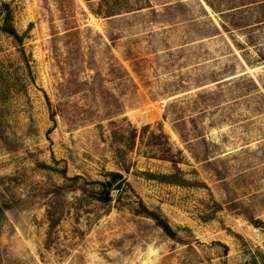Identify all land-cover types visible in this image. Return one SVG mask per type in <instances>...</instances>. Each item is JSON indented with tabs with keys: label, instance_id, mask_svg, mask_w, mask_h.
I'll use <instances>...</instances> for the list:
<instances>
[{
	"label": "rangeland",
	"instance_id": "obj_1",
	"mask_svg": "<svg viewBox=\"0 0 264 264\" xmlns=\"http://www.w3.org/2000/svg\"><path fill=\"white\" fill-rule=\"evenodd\" d=\"M250 1L0 0V264H264Z\"/></svg>",
	"mask_w": 264,
	"mask_h": 264
},
{
	"label": "trees",
	"instance_id": "obj_2",
	"mask_svg": "<svg viewBox=\"0 0 264 264\" xmlns=\"http://www.w3.org/2000/svg\"><path fill=\"white\" fill-rule=\"evenodd\" d=\"M87 1H91V0H87ZM114 1H118V0H100V2H99L100 5H104L105 4L107 6H106L105 10H102V8H100L99 11H97L96 13L100 14L101 16L103 15L104 17H110V16L121 14L124 10L128 11L127 9H130L129 7H122L123 5H120L119 7L118 6H113V7L109 6ZM259 2H260V0H251L248 4H258V5L262 4V3H259ZM246 4L247 3H242V5H246ZM9 16H10V13L8 11V13L6 15L7 25H5V27H3V31L7 35L13 37L16 40L17 44L22 47V44H23V41H22L23 38L22 37L23 36H20L18 34L17 30L15 29V27L13 25L9 24V21H8V19L10 18ZM262 21H264V18L259 20V22H262ZM234 28H238V26L234 27ZM21 52H22L23 55L25 54V49H23V47L21 49ZM175 163H177V162H175ZM107 175L109 177H111L112 179L109 182L103 183V185L108 186L107 187L108 189H106V188L104 189V191H103L104 196L101 195V196L98 197V198H100L99 200H102V201L103 200L104 201H111L112 200V195H111L112 190L120 188V185H114L115 187L113 186V184H115V180L117 178L123 179V177H122V175L120 173L109 172ZM112 186H113V188H109V187H112Z\"/></svg>",
	"mask_w": 264,
	"mask_h": 264
}]
</instances>
